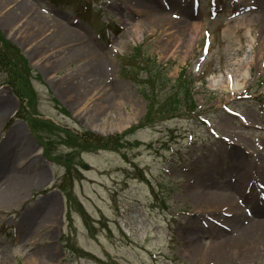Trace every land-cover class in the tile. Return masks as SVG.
<instances>
[{
    "label": "rangeland",
    "instance_id": "1",
    "mask_svg": "<svg viewBox=\"0 0 264 264\" xmlns=\"http://www.w3.org/2000/svg\"><path fill=\"white\" fill-rule=\"evenodd\" d=\"M66 19L94 54L55 38ZM0 39V144L20 128L42 156L39 183L0 211V264H204L258 219L201 192L222 198L218 175L264 161V0H0ZM259 177L245 197H264ZM35 207L54 215L27 245ZM262 241L228 263L264 264Z\"/></svg>",
    "mask_w": 264,
    "mask_h": 264
},
{
    "label": "bare ground",
    "instance_id": "2",
    "mask_svg": "<svg viewBox=\"0 0 264 264\" xmlns=\"http://www.w3.org/2000/svg\"><path fill=\"white\" fill-rule=\"evenodd\" d=\"M26 7L32 11L30 4H28ZM161 13L162 12H160V14ZM71 26L72 24H69L68 19L62 20V22L58 24H54L53 27L55 29V38L60 39L65 43L69 42L71 39L82 42L84 39L78 37ZM80 46L81 49H85L89 53L94 54V49L85 40ZM96 72L98 73V67H96ZM98 79L99 76L93 77L92 81L95 83ZM245 80L246 74L243 69L240 68L235 76V84L232 82V80H230V85L232 86L231 89L235 88V86L237 87L239 83L244 84ZM220 87L221 89L219 90L222 91L223 85H220ZM5 139L7 140L6 145L4 141L0 144V156L4 163L3 165L0 164V211H7L13 208V206L17 205V203H21L24 200L25 193L28 190H31L34 184L39 183V179L32 178L28 175V170L34 167L35 164H38V162H35L34 160H29V158H33L32 153L34 151L35 156H39L42 159L40 150L36 147V145L31 146L29 142L25 140L20 128L12 130L5 136ZM232 156L234 158H241V156L236 154ZM252 156L253 161L249 163L247 166L248 168H238V170H233V174L226 177L225 179V175H218L217 179L218 181H221L222 184L216 183V189L219 191L224 190L222 192H224L225 195H223L222 198L225 199H222L219 196H211L210 194H206L204 191H202L208 189L207 187H197L199 191H202V195L206 196V203L216 202V205H219L221 204V201L224 200L228 203V207H232L234 205V198L246 199L248 206L251 208L250 212L252 216L258 218H251L249 223L244 226L242 230L240 229V231L236 233L239 234L238 239L219 241L216 251H213L212 253L205 252L200 254V258L203 260L204 264H215L216 262L229 264L228 259L230 258V255L228 256L224 253L226 250L230 249L231 251L236 252L233 253L234 256L240 257V255L245 252L246 248H248L249 243L259 245L263 242L264 197L261 195H253V197L244 196L248 193H251V188L253 186V184L251 185V181L258 178L260 169L262 170L264 168V161L260 160L255 153ZM4 168L7 169V171L5 170V175ZM261 192L264 194V186L262 187ZM45 204L48 203L46 201H42L40 203L41 206ZM39 209L37 207L32 208L27 216L23 215L20 217V224L28 225L18 231V235L16 236L17 241L21 242L23 240V242H25L27 245H30V243H28L27 236L31 235L30 237L33 239L34 235L38 233L41 234L46 229V219L53 217L54 212H48V210L43 211ZM38 213L40 214L39 216ZM36 217H39L40 219H33ZM41 218L43 219L41 220ZM194 247L196 248V246Z\"/></svg>",
    "mask_w": 264,
    "mask_h": 264
},
{
    "label": "trees",
    "instance_id": "3",
    "mask_svg": "<svg viewBox=\"0 0 264 264\" xmlns=\"http://www.w3.org/2000/svg\"><path fill=\"white\" fill-rule=\"evenodd\" d=\"M1 40V39H0ZM2 41V40H1ZM6 42H0V47H4ZM4 64H7L3 58H0ZM177 94H181L184 97L190 96V92L185 89L184 85H181L178 87V91L176 92ZM147 94V92H146ZM148 97V96H146ZM190 100V99H189ZM134 128H131L129 131H126L122 135L114 136V137H108V138H99V137H92L91 139H86L85 136L83 137V142L86 144H91L94 146H100V149H105L110 146L117 145L118 143H122L123 140H125V137L129 134L131 130Z\"/></svg>",
    "mask_w": 264,
    "mask_h": 264
}]
</instances>
